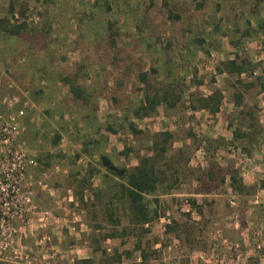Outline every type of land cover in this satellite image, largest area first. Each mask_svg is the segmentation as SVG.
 <instances>
[{
  "label": "rangeland",
  "instance_id": "obj_1",
  "mask_svg": "<svg viewBox=\"0 0 264 264\" xmlns=\"http://www.w3.org/2000/svg\"><path fill=\"white\" fill-rule=\"evenodd\" d=\"M3 16L27 25L0 32V93L26 102L18 139L35 164L26 177L34 209L0 264H139L140 251L147 264H264V90L215 69L235 55L264 63V0H0ZM143 71L182 81L183 99L135 117ZM213 89L216 113L188 106L189 92ZM163 131L179 179L145 195L158 216L139 226L100 158L131 168ZM90 168L98 172L82 186ZM229 172L247 189L231 188Z\"/></svg>",
  "mask_w": 264,
  "mask_h": 264
},
{
  "label": "trees",
  "instance_id": "obj_2",
  "mask_svg": "<svg viewBox=\"0 0 264 264\" xmlns=\"http://www.w3.org/2000/svg\"><path fill=\"white\" fill-rule=\"evenodd\" d=\"M8 11L13 13L14 7L10 3L8 4ZM169 16L172 14L168 11ZM174 17V15H172ZM15 18V17H14ZM27 29L26 21L24 18H11L7 19L5 16L0 18V32L7 36H18L23 30ZM110 27H108V30ZM202 40L198 39V44ZM216 71L218 73L234 74L240 76L241 74H247L253 78L255 84L261 90H264V63L258 62L252 64L249 60L243 57L234 56L230 59H225L216 66ZM138 81L142 84L140 91L142 93L141 100L138 108H136L135 117H144L155 112L158 105H162L164 108H173L177 103L183 99L182 94L185 91L183 87V82L181 81H158L151 82L149 80V72L143 71L137 74ZM64 84L68 85L69 93L73 98L85 99V94L83 90L73 83L72 79L69 77L61 78ZM241 83V80L238 81ZM240 92H236L234 99L237 101L240 99ZM221 100V92L217 89H213L207 95L198 94L196 92H189L187 102L191 109H202L208 113L214 114L219 109V104ZM128 128L130 133L136 134L140 133L136 128V125L132 122H128ZM110 129L109 127L107 128ZM238 130V129H237ZM111 131V130H110ZM235 131V130H234ZM234 135H245L237 134V132H232ZM160 135L159 140L156 138ZM60 138L58 132H54L52 136L53 144L57 143ZM171 138V132H158L157 134H152L151 136V155L140 156L137 158V163L131 168H117L116 170H110L104 167L100 161L105 171L111 174L114 178L120 180L117 182V191L114 192V196L124 199L127 204L129 219L139 226L148 223L149 221L157 218L158 214L156 211L149 206L145 201V195L154 194V192L163 187L164 190L169 187L168 181L170 177L172 181H177L179 179L175 163L170 160L164 161V152L166 149V142ZM163 161L162 165L159 162ZM169 170V175L166 171ZM98 172L97 168H90L87 170L88 177L81 176L82 186L86 185V180ZM107 174H104L106 176ZM228 180L230 187L235 191L241 193L243 190L247 189L236 174L233 172L228 173ZM97 192L98 190H93ZM79 199H82L81 189L76 192ZM194 203V200H190ZM113 236L111 233L109 235ZM82 263H88L86 259L81 260ZM139 264H147L146 255L143 251H140V261Z\"/></svg>",
  "mask_w": 264,
  "mask_h": 264
},
{
  "label": "built area",
  "instance_id": "obj_3",
  "mask_svg": "<svg viewBox=\"0 0 264 264\" xmlns=\"http://www.w3.org/2000/svg\"><path fill=\"white\" fill-rule=\"evenodd\" d=\"M25 105L23 97L0 93V252L18 248L16 234L23 232L34 209L31 182L26 177L28 167L35 163L18 139ZM255 247L258 249L259 244Z\"/></svg>",
  "mask_w": 264,
  "mask_h": 264
},
{
  "label": "water",
  "instance_id": "obj_4",
  "mask_svg": "<svg viewBox=\"0 0 264 264\" xmlns=\"http://www.w3.org/2000/svg\"><path fill=\"white\" fill-rule=\"evenodd\" d=\"M100 161L104 167H106L110 170H113V171L116 170V167L110 162V160L108 158L102 156L100 158Z\"/></svg>",
  "mask_w": 264,
  "mask_h": 264
}]
</instances>
